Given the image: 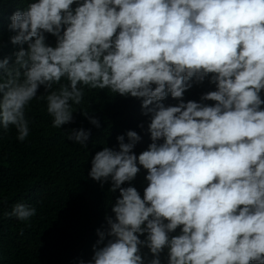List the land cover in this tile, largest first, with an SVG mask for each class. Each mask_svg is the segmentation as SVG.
Segmentation results:
<instances>
[{
    "label": "clouds",
    "instance_id": "9594fccd",
    "mask_svg": "<svg viewBox=\"0 0 264 264\" xmlns=\"http://www.w3.org/2000/svg\"><path fill=\"white\" fill-rule=\"evenodd\" d=\"M10 19L11 43L27 49L11 66L0 60V127L14 126L19 141L31 101H46L59 129L85 87L141 100L150 120L139 155L129 130L119 150L91 160L89 177L119 195L90 264H146L142 247L147 264H162L165 249L166 264H264V0H35ZM205 82L215 90L185 101ZM89 136L68 139L86 147ZM140 166L142 196L132 184ZM7 215L28 222L36 209L20 203Z\"/></svg>",
    "mask_w": 264,
    "mask_h": 264
},
{
    "label": "trees",
    "instance_id": "16d2710c",
    "mask_svg": "<svg viewBox=\"0 0 264 264\" xmlns=\"http://www.w3.org/2000/svg\"><path fill=\"white\" fill-rule=\"evenodd\" d=\"M29 2L35 0H0V60L12 57L10 66L14 53L21 47L27 49V44L11 43L15 33L9 29L10 17ZM47 42L54 46L55 37L48 35ZM210 90H215V86L207 82L194 85L185 93V101H199L200 95ZM84 91L81 105H73L77 110L73 122L59 129L52 127L46 101L36 99L26 110L29 136L25 141L17 139L14 126L0 127V264H90L93 245L99 239L97 229H106V216H114L111 207L119 195V190L109 191L111 181L101 186L89 177L92 158L104 147L119 150L117 136L124 135L127 143L129 130L141 136L134 148L137 155L152 142L147 132L150 120L142 114L141 100L108 90L85 87ZM44 92L41 86L37 95ZM163 103L175 106L178 101L169 96ZM81 110L97 119L100 126L93 125ZM81 128L90 131L86 147L68 139L72 130ZM140 168L132 184L142 196L147 172ZM20 203L36 209V215L28 222L7 215ZM141 254L146 257V264L153 258L147 247L141 248ZM160 259L166 264L167 249Z\"/></svg>",
    "mask_w": 264,
    "mask_h": 264
}]
</instances>
